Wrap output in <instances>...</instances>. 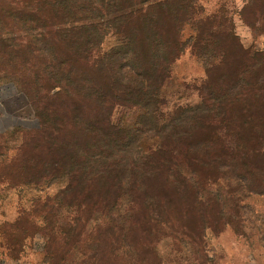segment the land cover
Listing matches in <instances>:
<instances>
[{"label": "trees", "instance_id": "trees-1", "mask_svg": "<svg viewBox=\"0 0 264 264\" xmlns=\"http://www.w3.org/2000/svg\"><path fill=\"white\" fill-rule=\"evenodd\" d=\"M11 1L3 14L17 36L4 28L0 41L33 43L44 56L33 78L54 79L62 64L83 97L70 104L75 131L55 142L50 161L66 180L58 197L70 194L80 211L60 233L68 264H136L150 252L158 260L160 239L200 240L233 224L224 188L256 193L264 176V49L246 46L227 15L198 18L184 40L185 8L173 0ZM240 17L264 33V0H247ZM109 34L120 39L104 51ZM190 42L205 63L201 99L160 121L162 88ZM44 89L51 98L66 90L60 82ZM118 107L139 117L115 123Z\"/></svg>", "mask_w": 264, "mask_h": 264}, {"label": "rangeland", "instance_id": "rangeland-1", "mask_svg": "<svg viewBox=\"0 0 264 264\" xmlns=\"http://www.w3.org/2000/svg\"><path fill=\"white\" fill-rule=\"evenodd\" d=\"M246 1L173 0L170 5H184L179 17L185 19L182 38L186 41L194 35L198 18L217 14L220 19L227 15L246 46L264 49V33H256L240 17ZM7 2L0 0V33L9 28L17 36L18 24L7 21L3 14ZM119 39L116 34L107 35L102 50L111 49ZM32 45L17 49L0 41V264H68L60 233L69 228V221L80 211L70 205V194L58 197V192L66 188V180L55 172L50 161L57 144L64 143L75 131L69 125L70 104H81L83 97L73 94L71 86H77L78 80L73 85L66 83L67 71L62 72V64L54 79L44 74L33 78L44 56L30 51ZM59 50L64 57L63 47ZM25 58L31 60L28 70ZM204 64L190 42L174 62L162 88L160 121L177 107L200 101ZM78 70L79 64L75 74ZM52 82H60L66 89L57 98H51L44 89ZM77 116L80 122V113ZM138 117L139 110L134 107H118L113 112L115 123H129ZM260 181L261 191L256 193L240 190L236 185L224 188L230 206L227 217L234 220L233 224L209 229L200 240L160 239L154 243L158 260L150 252L136 264H264V176Z\"/></svg>", "mask_w": 264, "mask_h": 264}]
</instances>
